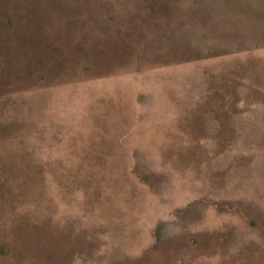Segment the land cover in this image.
I'll use <instances>...</instances> for the list:
<instances>
[{"label": "rangeland", "instance_id": "obj_1", "mask_svg": "<svg viewBox=\"0 0 264 264\" xmlns=\"http://www.w3.org/2000/svg\"><path fill=\"white\" fill-rule=\"evenodd\" d=\"M0 264H264V0H0Z\"/></svg>", "mask_w": 264, "mask_h": 264}]
</instances>
